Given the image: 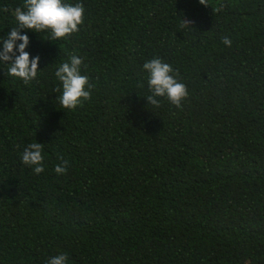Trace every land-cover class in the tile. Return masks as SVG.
<instances>
[{
    "label": "trees",
    "instance_id": "trees-1",
    "mask_svg": "<svg viewBox=\"0 0 264 264\" xmlns=\"http://www.w3.org/2000/svg\"><path fill=\"white\" fill-rule=\"evenodd\" d=\"M64 2L84 6L78 32L21 30L35 80L0 62V264H264V0ZM23 4L0 0V38ZM73 54L93 87L70 110L55 72ZM153 58L181 107L148 104ZM34 142L40 174L21 159Z\"/></svg>",
    "mask_w": 264,
    "mask_h": 264
},
{
    "label": "clouds",
    "instance_id": "clouds-1",
    "mask_svg": "<svg viewBox=\"0 0 264 264\" xmlns=\"http://www.w3.org/2000/svg\"><path fill=\"white\" fill-rule=\"evenodd\" d=\"M207 6V0H199ZM4 11H8L4 8ZM17 25L12 27L7 38H0V62L10 65L8 75L20 78L25 84H30L37 78L40 57H31L25 49L29 45V36L22 34V29L35 32L49 31L47 40H57L70 36L79 31V25L84 21V6L82 3L75 5L65 3L64 0H24L23 8L15 9ZM191 21L183 18L182 27H192ZM17 41L20 43L17 44ZM222 42L231 47L230 37H223ZM17 52L19 53L17 55ZM82 58L71 55L69 62H64L55 72V76L62 84V95L59 101L62 108L75 109L84 101L91 99L93 85L87 75L81 74ZM143 68L148 73V88L151 92L146 97L148 104L160 106L158 97L167 99L177 107L182 106V101L188 96V90L184 83L179 82L178 70L161 58H153L144 63ZM143 85H141L142 87ZM56 92L61 89L57 88ZM43 143L34 142L24 148L21 159L26 165L33 166L36 174L44 172ZM61 163L55 167V172L64 174L67 171L68 161L61 158ZM67 254L61 253L51 257L47 264H67Z\"/></svg>",
    "mask_w": 264,
    "mask_h": 264
}]
</instances>
